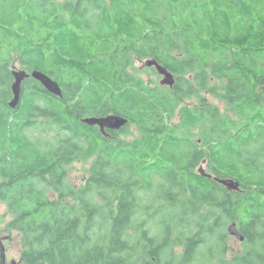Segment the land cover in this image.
<instances>
[{"label": "trees", "instance_id": "obj_1", "mask_svg": "<svg viewBox=\"0 0 264 264\" xmlns=\"http://www.w3.org/2000/svg\"><path fill=\"white\" fill-rule=\"evenodd\" d=\"M252 50L264 59V0H0V200L22 263L264 264V114L243 104ZM137 58L177 72L174 86ZM236 59L238 108L217 83ZM12 69L41 70L62 94L26 77L13 108ZM205 82L237 119L203 107ZM110 113L129 122L109 136L82 121ZM88 158L86 184L70 185L67 167ZM204 159L242 190L195 171ZM233 221L245 247L228 261Z\"/></svg>", "mask_w": 264, "mask_h": 264}, {"label": "flooded vegetation", "instance_id": "obj_2", "mask_svg": "<svg viewBox=\"0 0 264 264\" xmlns=\"http://www.w3.org/2000/svg\"><path fill=\"white\" fill-rule=\"evenodd\" d=\"M250 56L252 58H256L258 56L260 59L251 63V67L249 69L250 70L249 76H251V71L253 70L254 71V74L252 75L253 82L250 86V90L245 95V98H248V100L244 101L243 104L248 106V113L250 115H255L257 112L264 114V59H261L260 55L255 50H252L250 52ZM145 61H147V60H145ZM137 62L139 63V62H143V61H141L137 58L136 64H137ZM250 62H251L250 60H246V63H250ZM236 65H237V69H236V73L234 75H232V76H230V75L221 76L218 78L217 83H218L219 91L222 92L224 95L229 94V91H232L231 95L234 98L233 107L238 108V106H239V95H240L241 59H236ZM13 66H14V64H13ZM15 67H17V66H15ZM32 71H29V72H32ZM171 72L174 75V83L171 86V87H173L177 81V72H175V71H171ZM204 72L205 73L207 72V66H204ZM12 73H13V69H12ZM13 76H14V74H13ZM162 76L163 75L161 74V77L159 78L161 81L163 79ZM30 77H33V76L31 75ZM190 77H192V74H190ZM14 78H15V76H14ZM27 78H29V77H27ZM206 78L207 77L205 76V79ZM201 94H202L203 99L205 101V102H203L202 105H203V107H205L210 101L209 100L208 86H207L206 82L204 84L203 90L201 91ZM219 100L221 101L220 106H219V111L223 115H233L237 119V115H236L237 113L235 112V110L232 109L231 102L229 100L221 99V98H219ZM258 124L264 125V121H260L259 123L254 122V125H258ZM89 126H98V125H89ZM98 127L100 128V126H98ZM121 129H119V130H121ZM111 130L112 129L106 128L105 131H103L100 128V131L102 132V134H105L106 136H109L111 134ZM201 142H202V140L199 139V143H201ZM92 160H93V158L80 159V161H85L88 163V169H87V174L84 176L83 183L81 184V186H78L76 188L83 187L86 184V181L90 176L89 169L91 167ZM208 162L209 161L207 159L202 160L200 165L198 167H196L195 171L200 172V174H202L201 173V169L203 168L202 165L206 163V166H207L206 172L208 173L209 172L208 171L209 170ZM61 169H62V166H61ZM210 173L213 175L210 177H214V178L217 177V176H215L214 173H212V172H210ZM1 180H2V175L0 174V181Z\"/></svg>", "mask_w": 264, "mask_h": 264}, {"label": "water", "instance_id": "obj_3", "mask_svg": "<svg viewBox=\"0 0 264 264\" xmlns=\"http://www.w3.org/2000/svg\"><path fill=\"white\" fill-rule=\"evenodd\" d=\"M148 66H155L160 74L163 75L162 83L168 86H172L174 83V75L168 70L164 65L160 64L155 59L147 60ZM13 74L15 76V80L12 84L13 89V98L10 100V106L16 108L19 105L22 93V82L26 77H30L37 79L49 92L61 95L62 87L60 84L54 80L47 73L34 69L32 72L27 70L14 69ZM83 122L89 125H98L100 128L105 131L106 128L112 130H119L123 128L128 122L129 118L120 114L110 113L103 116H86L82 119ZM201 173L205 176H213L211 173H207L204 169H201ZM215 180L222 183L229 191L234 190H242L241 184L238 180L232 177L219 178L215 177ZM228 231L231 236H235L240 241L245 239V236L240 231L237 221H233L228 226ZM0 250H1V264H6V248L3 240L0 238ZM11 264H19L16 261H12Z\"/></svg>", "mask_w": 264, "mask_h": 264}, {"label": "rangeland", "instance_id": "obj_4", "mask_svg": "<svg viewBox=\"0 0 264 264\" xmlns=\"http://www.w3.org/2000/svg\"><path fill=\"white\" fill-rule=\"evenodd\" d=\"M137 64L138 66L143 67L147 64V61H143L139 63L137 62ZM17 67L21 68L20 65H18ZM209 100L214 105L220 106L221 101L219 100L218 97L214 95H209ZM184 101L185 100H182L181 104L185 103V104L193 106L196 104L197 98L192 97V98H189L187 101L185 102ZM28 131H29L28 132L29 135L32 138H34V136L38 133L39 129L37 127H34ZM122 135H125V138L133 137V135L129 136V134L122 133ZM261 166L264 167L263 162H261ZM202 167H203L202 169L206 170L207 168L206 163L203 164ZM87 169H88L87 162L80 161V160L74 161L72 164H70L67 167V170H66L68 183L74 187L81 186V184L83 183L84 176L87 174ZM153 182L158 183L159 181L154 180ZM10 219H11V215L9 214L5 203L2 200H0V238L3 240L5 248H6V264H11L13 260L18 262L19 264H23L21 260L22 244H21L20 233H18L17 231L9 232V231H6L5 229ZM227 224L223 228L224 231L227 230L226 228ZM195 230H196L195 227H193L191 231H189L188 229L187 234H191ZM227 234H228L227 240L229 244V251H228L226 259L229 261L232 256L242 253V249L245 246L235 236H231L228 232ZM215 239H216L215 237L210 238L208 241L209 244L210 242H212V248L214 249L213 255L216 254V243L218 242V240L215 241ZM203 258L204 259L206 258V257H203V254L202 256L198 255L194 258L193 262H191L190 264H199L201 261H203Z\"/></svg>", "mask_w": 264, "mask_h": 264}]
</instances>
